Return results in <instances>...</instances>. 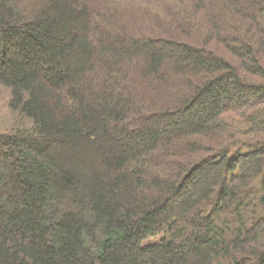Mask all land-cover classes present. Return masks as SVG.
Returning <instances> with one entry per match:
<instances>
[{"label":"trees","instance_id":"obj_1","mask_svg":"<svg viewBox=\"0 0 264 264\" xmlns=\"http://www.w3.org/2000/svg\"><path fill=\"white\" fill-rule=\"evenodd\" d=\"M101 1L0 0V264H264V0Z\"/></svg>","mask_w":264,"mask_h":264},{"label":"rangeland","instance_id":"obj_2","mask_svg":"<svg viewBox=\"0 0 264 264\" xmlns=\"http://www.w3.org/2000/svg\"><path fill=\"white\" fill-rule=\"evenodd\" d=\"M109 2V0H106ZM123 2L119 1L117 2V4H123V3H130L133 1L137 2L138 5L143 6L145 3L142 2V0H122ZM97 3H102L103 5V1L98 0ZM111 7L108 5L107 6V10H110ZM138 18L143 16V14L140 13H136ZM158 15V13H157ZM141 23L146 24L144 27L148 28L150 27H154L155 25L159 24L158 22H144L141 18H139ZM140 22H138L139 24H141ZM8 100H9V92L8 90L2 88L0 86V132H7L8 130H10L14 125H16V123H18L19 118L16 114H12L11 112H9L8 110Z\"/></svg>","mask_w":264,"mask_h":264}]
</instances>
